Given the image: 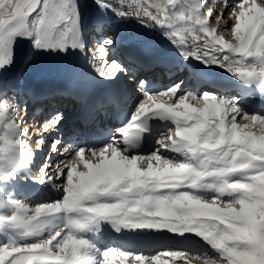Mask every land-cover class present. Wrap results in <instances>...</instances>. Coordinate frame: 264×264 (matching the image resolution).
Segmentation results:
<instances>
[{
  "label": "snow or ice",
  "instance_id": "1",
  "mask_svg": "<svg viewBox=\"0 0 264 264\" xmlns=\"http://www.w3.org/2000/svg\"><path fill=\"white\" fill-rule=\"evenodd\" d=\"M94 2L101 14L157 30L178 59L223 69L241 88L217 95L177 81L153 90L138 79V102L105 140L59 136L45 154L63 113L33 130L4 73L21 41L36 55L87 53L81 6L0 0V264H264V108L244 103L264 99V0ZM115 46L105 34L89 57L106 81L128 72ZM29 182L59 198L29 207L17 198Z\"/></svg>",
  "mask_w": 264,
  "mask_h": 264
},
{
  "label": "bare ground",
  "instance_id": "2",
  "mask_svg": "<svg viewBox=\"0 0 264 264\" xmlns=\"http://www.w3.org/2000/svg\"><path fill=\"white\" fill-rule=\"evenodd\" d=\"M79 3L82 13V25L89 45L93 43V49L90 47L87 53H80L79 55L73 53L67 55L63 53L59 55L55 53L36 55L32 52L30 45L28 49L24 48L26 46L24 45L21 47L23 53L17 58L21 63L17 64L15 59L13 65L15 70L9 74L4 73L11 86L8 95L16 96L21 105L24 100L27 104L31 103L26 119L27 125H32L34 130L42 124V119H46L50 112L48 108L46 111L39 110L40 107L46 105L47 97H57L55 105L50 107L51 110H54V112L59 110L68 114L65 121L60 125L57 137L62 136L66 142H76L78 144L87 143L91 146L100 144L116 127L120 126L121 121L129 115L133 104L137 101L139 90L133 93L130 85L132 84V77L136 74L135 67L142 61L156 65L151 71L142 73L143 77L148 78L147 83L155 80L157 86L153 90L171 86L175 78L180 76L182 69H184L183 76L177 81L184 79L182 87L185 91H211L217 95H236L239 93L241 88L239 81L232 78L223 69L215 66L206 69L195 60L183 62L178 59L157 30L146 29L135 19L121 20L107 14H101L97 11L94 0H79ZM209 3L212 4L213 0H209ZM215 6L219 7L218 0H216ZM105 34L115 36L116 46L111 50L112 54L123 61L128 68V72L120 74L115 81H106L98 77L89 62V57L98 56L94 49H96L98 41ZM160 44L165 45V48L158 47ZM133 49L137 51L135 55L128 53ZM164 54L166 58L162 59ZM156 69L160 72L155 73ZM43 74L50 79H44L43 82L36 84V80ZM56 74L59 76L61 84L55 81ZM30 79L35 83L29 87ZM26 81L27 86L25 87ZM82 82H85V84ZM116 83L123 84L126 90L119 107H113L108 101L98 108H88L91 99L84 102L81 99L64 94L69 93L67 84L76 86L71 87V89L78 90L83 94L92 93L95 90L98 92L102 90L106 94ZM62 97L67 98L71 103L60 104L59 101L63 100ZM244 103L246 106L252 107L249 104L248 97L245 98ZM82 111L89 114L86 123L75 121L76 116ZM94 125L98 128L95 127L93 131H89ZM56 134L54 132L46 139L53 138ZM59 159L58 155L53 154V162ZM17 198L29 207H34L36 203L54 200L59 197L57 193L49 188L33 185L29 182L18 187ZM153 239L166 240L165 237ZM116 242L120 243L124 240L121 237H116Z\"/></svg>",
  "mask_w": 264,
  "mask_h": 264
},
{
  "label": "rangeland",
  "instance_id": "3",
  "mask_svg": "<svg viewBox=\"0 0 264 264\" xmlns=\"http://www.w3.org/2000/svg\"><path fill=\"white\" fill-rule=\"evenodd\" d=\"M24 45H26V46H24ZM24 46V48H26V49H28L29 48V44L27 43V42H25V41H21V42H19L18 43V45H17V47H16V63L18 64V63H21L17 58H19L20 57V55L23 53L21 50H22V48L21 47H23ZM90 47H92V49H93V43L92 44H90L89 45V48ZM89 48H88V50H89ZM25 50V49H24ZM94 51H95V49H94ZM15 70V68H14V66H12L11 68H9L6 72L9 74L11 71H14ZM183 72V71H182ZM182 72H181V75L180 76H178L177 78H175V80H174V82H176L181 76H182ZM135 90H137V89H135L134 88V90L132 91V92H134ZM137 102V101H136ZM135 102V103H136ZM24 103H26L25 102V100H24ZM23 103V104H24ZM22 104V105H23ZM21 105V106H22ZM28 105V108L30 107V103H28L27 104ZM134 105V104H133ZM132 108H133V106H132ZM98 128V126H96V129ZM95 128H92V130L91 131H93ZM34 130V129H33ZM97 131V130H96ZM59 134L57 133L55 136L57 137ZM53 137V138H50V139H46V146H45V154H47V152L48 151H50V143H51V141L52 140H54V139H56V137ZM58 138V137H57ZM55 162V161H54Z\"/></svg>",
  "mask_w": 264,
  "mask_h": 264
}]
</instances>
